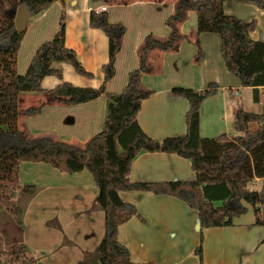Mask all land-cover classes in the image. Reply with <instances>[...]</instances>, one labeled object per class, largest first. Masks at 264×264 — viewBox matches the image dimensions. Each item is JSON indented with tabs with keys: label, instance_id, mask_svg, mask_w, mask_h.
Listing matches in <instances>:
<instances>
[{
	"label": "crops",
	"instance_id": "0c3cea01",
	"mask_svg": "<svg viewBox=\"0 0 264 264\" xmlns=\"http://www.w3.org/2000/svg\"><path fill=\"white\" fill-rule=\"evenodd\" d=\"M111 2L112 8L123 12V15L118 17L115 15L116 12L109 15L110 7L103 10V6L106 5L98 1L56 0L48 6H43L37 11L36 17L34 16L41 38L37 44L30 47V63L39 46L45 41L52 40L60 28L59 21L58 26L50 28L47 19L49 10L57 7L58 17L64 15L66 18V46L75 49L86 71L92 73L89 77L77 72L67 62H56L54 67L62 70L63 79L53 75L46 76L42 83L44 90L21 94L19 107L23 110L28 109L23 106L25 100L42 94L47 99L46 104L65 105L69 109L65 124L73 127L71 136L67 137L68 139L55 138L57 140L84 146L105 127L109 103L107 94L89 102L72 104L63 99H55L46 92L55 89L63 81L92 88L104 84L106 75L103 67L110 61V38L102 29L91 25L92 10L100 14L105 13L112 23L124 24L126 29L123 46L116 60V75L105 83L107 93H120L124 90L129 74L140 66L141 50L147 35L153 34L160 39L170 36L168 19L174 12L177 0H111ZM223 7L226 14L238 16L249 22L257 20V26L251 36L253 39L264 41V11L261 8L254 3L238 0L226 1ZM187 15L179 25L181 33L186 36L179 49L153 51L141 78L142 87L152 89L154 92L143 101L138 122L146 134L158 140L184 134L187 130L186 115L190 109L189 101L184 97L175 96L172 92L174 87L184 86L198 91L208 88L211 83L219 87L216 93L202 103L200 118L202 137H213V134H216L213 132H217L218 128L220 131L223 129L228 131L227 99L229 96L233 97L232 92L241 93L245 90L252 93L254 100V88L243 86L241 79L227 69L221 51V35L211 32H202L199 35L197 13L189 11ZM135 24L138 31L137 37L132 39L134 54H131L130 60L126 59L127 63L124 65L122 58L125 41L129 29ZM26 41L27 39L23 38L18 56L27 45ZM210 43L215 45V52L206 53L204 60L196 65V74L201 75V78L198 83L190 84L191 82L184 79L186 71L190 70L189 65L192 64L190 57L185 59L184 54L187 50L185 48L189 45L204 47ZM197 61L199 62V59ZM19 64L18 59V67ZM259 89V103H263L264 86ZM26 115L28 114L21 112L18 123L22 124L19 128L34 137L22 122ZM234 117L235 113L232 121L235 128ZM220 120H223L225 125L218 124ZM77 123L81 127L80 132H76L75 129ZM214 123L218 126L213 128ZM227 134L238 136L240 133ZM133 161L130 179L135 182L163 183L197 179L191 161L175 153L142 152ZM61 175L67 178L63 180L64 182H59L55 186H42L25 207L21 247L26 246L22 249L23 257L33 260L34 264H79L86 252L94 251L106 235L105 212L94 206L99 187L94 183L92 174L85 169L77 173L61 171ZM263 183V178L258 177L250 187L258 191L263 187ZM119 196L125 202L133 203L137 209L132 219L118 229L119 240L128 248L134 262L264 264V227L257 225L256 213L250 205L248 211L236 218L232 225L201 229L197 211L176 196L136 190L120 191ZM263 210L264 206L261 211L264 216ZM199 247L203 250L202 259L197 252ZM1 250L4 251L3 246ZM20 263L21 261L17 262Z\"/></svg>",
	"mask_w": 264,
	"mask_h": 264
},
{
	"label": "trees",
	"instance_id": "16d2710c",
	"mask_svg": "<svg viewBox=\"0 0 264 264\" xmlns=\"http://www.w3.org/2000/svg\"><path fill=\"white\" fill-rule=\"evenodd\" d=\"M54 1L0 0V194L9 187L13 186L15 190V187L20 186L19 169L22 161L47 162L57 170L69 173L87 169L99 187L94 206L105 212L106 235L94 251L86 252L79 264H157L132 261L128 248L119 240V227L131 220L137 211L133 203L120 198V191H151L157 195L176 196L197 211L201 229L232 225L236 218L248 211L250 205L256 213L257 225L264 227L261 212L264 206V183L258 191L250 187L258 177L264 180V113L239 107L234 117L235 131L240 133L238 136L223 133L216 137H202V103L219 89L211 83L201 91L184 86L173 88L175 96L189 101L187 130L184 134L158 140L146 134L138 122L143 101L154 92L141 85L150 55L153 51L179 49L186 38L179 25L187 18L189 11H195L198 15L199 35L202 32L221 35V51L227 69L241 79L243 86L254 88V101L259 102V88L264 86V41L251 36L257 20L249 22L226 14L224 3L235 0H177L174 12L168 19L170 36L160 39L153 34L147 35L141 50L140 66L129 74L128 83L122 92L110 94L105 90V83L116 75V60L123 46L126 29L122 24L112 23L105 13L92 10L91 25L102 29L110 38V61L103 67L106 75L104 84L92 88L63 81L55 89L46 91L53 98L72 104L89 102L107 94L109 103L104 129L84 146H79L50 135L31 137L18 126L21 112L30 115L39 111L33 107L20 109L21 94L44 90L42 83L46 76L64 78L62 70L55 68L54 63L67 62L77 72L92 76L84 68L75 49L65 44L64 15L60 17V28L54 38L39 46L25 74L18 73V53L24 37L23 33L16 31L17 8L24 2L34 14ZM238 1L254 3L264 11V0ZM200 51L201 61V48ZM255 124L256 129L253 128ZM153 151L171 152L190 160L197 179L163 183L135 182L130 179L133 160L142 152ZM22 190L28 195V201L37 193L34 185H26ZM25 207L15 208L21 226H24L22 217ZM197 252L202 259V248L199 247ZM21 263L35 262L24 258Z\"/></svg>",
	"mask_w": 264,
	"mask_h": 264
},
{
	"label": "rangeland",
	"instance_id": "374dc122",
	"mask_svg": "<svg viewBox=\"0 0 264 264\" xmlns=\"http://www.w3.org/2000/svg\"><path fill=\"white\" fill-rule=\"evenodd\" d=\"M98 1L100 4L106 5V7H110L109 15H111V12H116L115 15L118 17L123 15V12H119V10L112 8V2L111 0H93ZM38 13V12H37ZM36 14H33L30 21V27L23 33V37L27 39L25 47H23V50L19 54V67H18V73L19 74H25L29 65H30V47H33L35 44H37L38 40H40V34L36 27ZM35 16V17H34ZM57 14V7L54 9L49 10V14L47 19H49L50 28H52L55 25H59L60 23V16L58 17ZM59 21V23H58ZM127 21V20H126ZM124 25V24H123ZM137 26L136 24L132 26L129 29V33L127 34V38L125 41L123 53L124 56L122 58V62L125 65L127 63L126 59H131V54L133 53V40L135 37H137L136 33L138 30H136ZM44 38V37H42ZM32 45V46H31ZM189 45L188 48H185V54L186 58L190 57L191 65H189L190 70L186 71L184 75V79L187 82H191L190 84H196L198 83V80L201 78V75L196 74V65H199L204 58L206 53L213 54L215 51V45L210 43L202 46H192L190 48ZM199 47V48H198ZM200 48L202 50L203 59L199 62L198 59L201 58L200 56ZM193 49V50H190ZM134 54V53H133ZM129 56V57H128ZM233 97H228V109L227 112L229 114L228 123H229V129L228 131H222L216 130L217 132H213L216 134H213V137L219 136L222 133H236L235 128L233 127V116L235 113L236 108L240 106L244 107L245 109L252 111V112H259L264 113V102L259 103L255 102L253 100L252 93L247 91H242L241 93H237L236 91L232 92ZM231 95V94H230ZM23 102V101H22ZM23 106L26 108L35 107L40 109L38 113L26 115L25 119L22 121L23 117L20 119V121L24 122L25 127L27 128L28 132L34 136V137H40L42 135H50L54 138H60V139H68L67 137L71 136V130L73 127L65 124L66 122V116L69 113V109L65 105H49L47 103V99L45 95H40L39 97H30L29 99L25 100L23 102ZM20 106V105H19ZM68 117V116H67ZM227 122V121H226ZM213 123V122H212ZM22 124V123H21ZM21 124L18 123V126L21 127ZM212 126L213 128L223 124V120L218 121V124ZM76 132H80L81 127L79 126V123L75 125ZM253 128H257V124L253 125ZM226 130V129H225ZM220 131V132H219ZM212 133V132H211ZM212 136V135H211ZM87 170V169H86ZM88 171V170H87ZM88 173H90L88 171ZM67 178L63 175H61V171L54 168L50 163L47 162H30V161H22L20 169H19V182H21V185L15 187V190L12 187H9L5 189V191L0 194V204H3L4 206H0V255H1V264H17V262H20L22 259H24L23 254L24 251H22V241H23V232L24 228L20 225V218L18 214L16 213V206L25 207L28 204V195L25 193H22V189L26 185H34L37 188V193L41 190L42 186H55L59 182H64L63 180H66ZM95 183V180H94ZM15 191L14 194H12L13 191ZM12 191V192H11ZM53 207V206H52ZM15 209V211H14ZM264 212V210H263ZM68 240V239H66ZM67 243V242H66ZM3 246V250H1ZM22 264V263H20ZM26 264V263H25Z\"/></svg>",
	"mask_w": 264,
	"mask_h": 264
},
{
	"label": "water",
	"instance_id": "95a60500",
	"mask_svg": "<svg viewBox=\"0 0 264 264\" xmlns=\"http://www.w3.org/2000/svg\"><path fill=\"white\" fill-rule=\"evenodd\" d=\"M32 15L33 12L26 3L19 4L15 15V25L18 33H24L28 29Z\"/></svg>",
	"mask_w": 264,
	"mask_h": 264
},
{
	"label": "built area",
	"instance_id": "2783aa9c",
	"mask_svg": "<svg viewBox=\"0 0 264 264\" xmlns=\"http://www.w3.org/2000/svg\"><path fill=\"white\" fill-rule=\"evenodd\" d=\"M103 10H106L107 9V7L106 6H103V8H102Z\"/></svg>",
	"mask_w": 264,
	"mask_h": 264
}]
</instances>
